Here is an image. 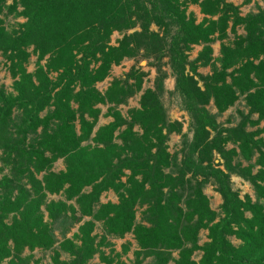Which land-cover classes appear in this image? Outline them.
Wrapping results in <instances>:
<instances>
[{
    "label": "trees",
    "instance_id": "trees-1",
    "mask_svg": "<svg viewBox=\"0 0 264 264\" xmlns=\"http://www.w3.org/2000/svg\"><path fill=\"white\" fill-rule=\"evenodd\" d=\"M189 6L199 8L200 23L186 14ZM5 16L25 22L8 31ZM237 28L244 36L224 44ZM115 32L122 38L111 46ZM216 41L220 56L213 60ZM194 46L201 51L189 60ZM0 54L14 80L13 93L0 87V174L8 172L0 178V264H29L35 250L52 251V264H88L96 255L112 264L100 249L127 234L139 248L136 261L264 264V129L247 131L264 121V8L241 17L226 0H0ZM138 57L155 70L153 88L143 89L147 74L133 66L97 90L113 66ZM166 66L192 132L173 155L169 137L182 126L162 102ZM207 66L211 74L199 75ZM139 94L138 108L123 117L118 108ZM240 99L247 114L222 128L217 117ZM99 105L108 106L111 122L96 128ZM228 144L236 148L226 150ZM59 159L65 171L54 173ZM231 176L249 183L254 203L240 199ZM209 184L222 201L219 218L203 193ZM109 191L116 204L101 203ZM53 195L63 200L47 203ZM68 213L74 224L90 219L78 228L79 245L58 242L50 226ZM95 223L103 232L98 242ZM203 230L208 242L199 246Z\"/></svg>",
    "mask_w": 264,
    "mask_h": 264
},
{
    "label": "rangeland",
    "instance_id": "rangeland-1",
    "mask_svg": "<svg viewBox=\"0 0 264 264\" xmlns=\"http://www.w3.org/2000/svg\"><path fill=\"white\" fill-rule=\"evenodd\" d=\"M226 2L238 7L239 14L241 17H246L250 14H256L258 10L264 8V0H250V2L245 3V0H226ZM10 4V2H9ZM193 14L196 18V23H200L203 19V16L199 13V8L197 6H189L186 14ZM25 20L20 17H13V16H5L4 18V26L8 31L17 30L18 25L24 23ZM151 30L158 35L160 34L158 32V29L154 26L151 27ZM133 31H130L131 33ZM244 36V31L242 28H237L235 35L228 32V40L224 41V44L231 43L236 37ZM122 36L118 34L117 32L113 33L111 36V46L117 45L118 40H120ZM220 45L221 42L216 41L211 45L212 48V59L216 60L220 56ZM201 51V46H194L192 48V51L189 53V60H194L198 53ZM29 53H31V49L29 50ZM36 61V56L31 55L29 59V63L26 66L27 72L32 73L34 71V64ZM164 63H167V59L165 58ZM216 66L218 64L214 63ZM140 67L141 70L147 74V77L144 79L143 89L147 88H153V82L155 78V70L151 67H149L148 62L141 59L140 57L134 59V60H124L119 66H113L109 77L105 79L102 83H99L96 85V88L99 92L103 93L110 85V83L114 79H120L123 78L125 74L128 73L131 67ZM212 67H200L198 69V74L202 76H209L212 72ZM167 75L166 79L164 80V90L165 94L162 97V102L164 106L166 107L168 111V116L171 122H178L182 126L181 134H172L169 137L168 141V152L173 155L174 153H179L181 150V136L186 135L189 140L192 139V132L189 129V118L187 114L180 109V100L179 98L173 93L174 92V78L171 75V72L169 68L166 66L163 69ZM13 79L11 78V75L9 73V63L7 60L0 54V87H3L6 93H13L12 91V84ZM201 86V82L199 83ZM139 95H136L135 97L128 100L126 105L120 106L118 109L121 113V115L125 118L128 116V111L130 109L138 108V102H139ZM100 110V116L98 119V123L96 128L101 127L102 125L107 124L110 122L111 118H108L106 116L108 111V106H98ZM208 110L211 114H216L215 109L212 105L208 106ZM247 109L244 105V102L242 99H240L232 108L228 109L226 112L221 114L219 117H217V123L221 125L224 129L234 128L237 126V124L240 121L239 113L247 114ZM256 118V116H254ZM258 129H264V121H262L258 126L256 127H248L247 131H255ZM260 138L264 140V132L261 133ZM117 144L119 142L117 141ZM235 146L228 144L225 146L226 150H230L234 148ZM236 148V147H235ZM181 154L177 155L178 160L181 159ZM215 163H218L219 158L216 156ZM236 162V160H235ZM243 166H246V163L243 162ZM1 167V163H0ZM54 173H60L65 171V162L63 159L57 160L51 169ZM7 171L3 170L2 174H0V178L3 175H7ZM38 179L41 178V175L37 176ZM230 182L232 184V188L234 191H236L239 194L240 199L244 200L245 197L250 198L251 202H255V195L254 192L249 185V183L243 181L241 178L236 176H231ZM90 191V188H86L85 192L88 193ZM204 195L207 197L209 202V208L213 212H215L218 215V218L220 217V205L222 203L220 195L216 192L215 186L213 184L207 185L203 190ZM63 200L61 195H53L48 196L47 203L50 201H60ZM100 201L102 204L105 203H112L116 204L118 202V199L116 195L109 191L107 193L102 194ZM68 204L75 207L74 202H69ZM44 213V212H43ZM137 221H139L140 217V211L138 210L136 214ZM248 216V214H246ZM44 220L48 222L46 214L44 213ZM90 221L89 218H84L83 221L80 224H74L70 219V214L68 213L67 216L64 218L58 220L57 222L50 223V226L53 230V234L58 242H62L63 240H71L73 243L79 245L78 240V228L81 226L84 222ZM102 228L101 224L95 223L94 232L92 235H95L97 237L98 242L100 240V237L102 236ZM108 242L111 244L112 247H101V252L104 255V258L113 261L112 264H115L116 261L123 262L124 264H135L137 261V264H151L150 258H142L139 257L136 261V252L139 251V248L134 240V237L132 234H127L123 239H108ZM208 242L207 239V231L203 230L199 233V246H202ZM231 242L234 246L239 245V241L235 240L234 238L231 239ZM58 244L55 246L57 247ZM57 250V248H56ZM29 253L24 252L22 257L27 256ZM53 255L52 251L49 252H41L39 250H35L32 253V260L29 264H52L51 262V256ZM201 253L196 252L193 256V260L198 262L200 259ZM176 257V255H174ZM61 261H68L69 257L65 254H61L60 256ZM2 264H7V261H5ZM88 264H106V262H103L100 260L99 255H96Z\"/></svg>",
    "mask_w": 264,
    "mask_h": 264
},
{
    "label": "crops",
    "instance_id": "crops-1",
    "mask_svg": "<svg viewBox=\"0 0 264 264\" xmlns=\"http://www.w3.org/2000/svg\"><path fill=\"white\" fill-rule=\"evenodd\" d=\"M110 122H111V120H110ZM108 123H109V122H108ZM108 123H107V124H108ZM107 124H105V125H107ZM102 126H104V125H102Z\"/></svg>",
    "mask_w": 264,
    "mask_h": 264
}]
</instances>
